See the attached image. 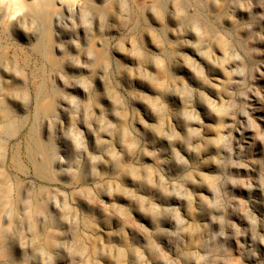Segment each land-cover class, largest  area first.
I'll return each mask as SVG.
<instances>
[{
    "label": "rangeland",
    "instance_id": "obj_1",
    "mask_svg": "<svg viewBox=\"0 0 264 264\" xmlns=\"http://www.w3.org/2000/svg\"><path fill=\"white\" fill-rule=\"evenodd\" d=\"M77 1L0 25V264H264V0Z\"/></svg>",
    "mask_w": 264,
    "mask_h": 264
},
{
    "label": "bare ground",
    "instance_id": "obj_2",
    "mask_svg": "<svg viewBox=\"0 0 264 264\" xmlns=\"http://www.w3.org/2000/svg\"><path fill=\"white\" fill-rule=\"evenodd\" d=\"M46 1H48V0H46ZM46 1L45 0H33V1H31L32 2L31 3V2H28L26 0H0V25L3 24L4 21L6 20L9 22V28L12 31H15V32L18 31L19 32L20 27H23V29H24V26L26 27L25 24H29V22H32L34 19L32 18L33 19L32 20L26 13L24 14V16H22L23 13L21 14V16L17 15L18 12L20 13L21 10H24L26 7H28L30 3H31V7L33 6L35 8L36 5L38 6L39 4L45 3ZM73 1L76 2V0H73ZM77 2H80V1L78 0ZM163 2H164V0H153V9L155 10L154 14L156 15V17L159 21L163 20V17H162L164 14V3ZM99 13H100L101 20L103 18H107L111 14L113 16V14H114V12L113 13L111 12L109 7L101 8ZM184 18H185V15L182 13L179 14V16L177 17L178 20H182ZM103 21H104V19H103ZM26 28H28V27H26ZM163 32H164V27L162 26L160 34H157V39L159 41L160 46H162V47L166 46L164 36H163ZM37 44H38L37 48H40L41 46L39 45V43H37ZM42 46L44 47V45H42ZM42 49H38V50L41 51ZM42 52H44V51H42ZM100 57L103 60L105 59L104 54H101ZM4 61H7V59L5 58V56L3 54L0 53V64ZM159 63H160V66H162L161 62H159ZM0 118H2L4 120H6L8 118L7 113L2 109L0 110ZM43 148L44 147L40 141H38L37 139H33L31 142V147H29L30 157H33L35 152L42 151ZM13 161L17 162L15 154H13ZM46 168H47V165L45 163L36 165V169H37L38 173H40V174H44L46 171ZM6 182H7L6 174L3 171H0V195H2V200L0 201V204H2L3 202H6V200H8V188H7Z\"/></svg>",
    "mask_w": 264,
    "mask_h": 264
}]
</instances>
